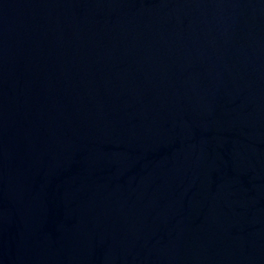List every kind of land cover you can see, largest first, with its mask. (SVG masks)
Listing matches in <instances>:
<instances>
[{"label":"water","instance_id":"1","mask_svg":"<svg viewBox=\"0 0 264 264\" xmlns=\"http://www.w3.org/2000/svg\"><path fill=\"white\" fill-rule=\"evenodd\" d=\"M0 264H264V0H0Z\"/></svg>","mask_w":264,"mask_h":264}]
</instances>
